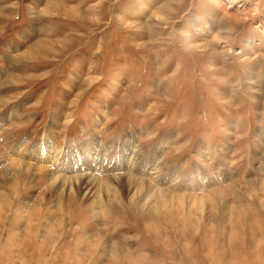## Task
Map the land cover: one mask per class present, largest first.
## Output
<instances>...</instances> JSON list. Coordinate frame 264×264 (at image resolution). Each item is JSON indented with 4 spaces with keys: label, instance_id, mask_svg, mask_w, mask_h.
Segmentation results:
<instances>
[{
    "label": "rangeland",
    "instance_id": "1",
    "mask_svg": "<svg viewBox=\"0 0 264 264\" xmlns=\"http://www.w3.org/2000/svg\"><path fill=\"white\" fill-rule=\"evenodd\" d=\"M0 29V264H264V0H0ZM47 134L122 180L18 182Z\"/></svg>",
    "mask_w": 264,
    "mask_h": 264
},
{
    "label": "bare ground",
    "instance_id": "2",
    "mask_svg": "<svg viewBox=\"0 0 264 264\" xmlns=\"http://www.w3.org/2000/svg\"><path fill=\"white\" fill-rule=\"evenodd\" d=\"M1 30V29H0ZM44 46V45H43ZM40 50V49H39ZM38 50V51H39ZM48 50V49H46ZM50 50V49H49ZM33 52V51H32ZM23 56V55H22ZM10 119V118H9ZM13 119V118H12ZM52 132V131H51ZM97 141V140H96ZM95 141V142H96ZM94 143V142H93ZM86 145V143H83L82 146L84 147ZM87 147V146H86ZM16 149V148H15ZM33 150L31 151L30 153V158L32 159H35L37 160V162L41 163L42 164V167H35V166H30V165H27L26 163L21 162L20 161H17L16 158H18L16 156V158H10L11 161H10V164H12L15 168V171L12 172V174L10 175H15V178L17 177V180L18 182L22 181V176L24 178V181H26V176H28V172L30 170H33V169H37L38 171H40V175H47L51 178L52 180V185H54L56 182L60 181L62 183V186H65L66 184L67 185H71V189L72 187L76 188V186H79L82 185L83 183H86L87 181H89V183L93 184L94 182L98 181V182H101L105 185H103V187L106 189H110L109 187V184L111 182H113L114 180H118V179H121L122 176H119L115 177H112V176H109V177H106L105 178H101V177H97L94 175H90L88 173H79V175H69V176H66V175H63L61 174L60 172L64 171L65 170V167H64V160H62L60 158V155H61V151L60 150H56L57 147H56V140H54L53 138H51V134H47L45 137H44V142H41L39 144H37V147H33L32 148ZM84 149V148H83ZM132 149V148H131ZM85 150V149H84ZM24 152V148L20 150L19 153H22ZM91 152V151H90ZM21 155V154H20ZM87 155H89V152L87 151ZM21 158V157H20ZM25 158V157H24ZM28 158V157H27ZM153 158V157H152ZM9 159V158H8ZM76 159V158H75ZM24 160V159H23ZM73 162V161H72ZM9 163V162H8ZM78 164V162H75ZM74 163V164H75ZM81 164V163H80ZM128 165V164H127ZM71 166V165H70ZM75 166V165H74ZM73 166V167H74ZM114 166V165H113ZM80 167V166H79ZM78 167V168H79ZM159 167V166H158ZM10 168V167H9ZM9 168H7V166L5 167V170H9ZM11 169V168H10ZM99 169V168H98ZM136 169V168H135ZM48 170V171H47ZM137 170V169H136ZM81 171V170H80ZM94 171V170H93ZM113 171H115V169H113ZM32 172V171H30ZM90 172V171H89ZM104 172V171H103ZM14 173V174H13ZM92 173V172H91ZM110 175H111V171L109 172ZM71 174V173H70ZM98 175V174H96ZM127 176V174H126ZM4 177V176H3ZM30 177V176H29ZM129 177V176H128ZM135 178L134 182H138L139 184V187H138V192L140 190H142L143 188H145V186H147V188L155 191V192H158L160 195L159 197H166V194L169 195V192L164 188H160V187H156L155 185H153V183L151 184L150 183V176H149V179L147 178H144V177H136V176H133V175H130V178ZM31 178V177H30ZM90 178V179H89ZM122 180V179H121ZM152 180V179H151ZM160 181V180H159ZM135 182V183H136ZM152 182V181H151ZM134 183V185L136 186V184ZM158 183V182H157ZM156 183V184H157ZM11 184V183H10ZM130 184V183H129ZM14 186V185H13ZM137 187V186H136ZM12 188V187H11ZM14 188V187H13ZM134 188V186H133ZM146 188V190H147ZM143 191V190H142ZM216 191V190H215ZM220 191V190H219ZM225 191V190H224ZM168 192V193H167ZM142 193V192H141ZM136 194V193H135ZM152 194V192H151ZM150 193H147L146 195H151ZM172 196L174 198H181L182 200H184L185 198H189L191 197L192 199L195 197H198L199 196H196V195H175V193H171ZM186 194V193H185ZM154 196V195H153ZM209 196H211L209 194ZM151 197V196H150ZM201 197V196H200ZM168 198V196H167ZM197 198V199H198ZM146 199V198H144ZM200 199V198H199ZM202 199V197H201ZM150 200V199H149ZM159 200V199H158ZM163 200V199H162ZM146 201V200H145ZM155 201V200H154ZM158 202V201H157ZM161 204V203H160ZM162 205V204H161Z\"/></svg>",
    "mask_w": 264,
    "mask_h": 264
}]
</instances>
